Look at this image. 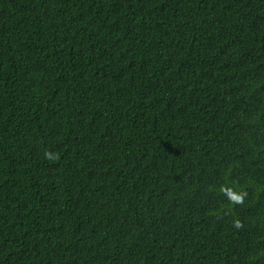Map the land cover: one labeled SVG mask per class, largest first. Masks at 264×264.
<instances>
[{
	"label": "trees",
	"instance_id": "obj_1",
	"mask_svg": "<svg viewBox=\"0 0 264 264\" xmlns=\"http://www.w3.org/2000/svg\"><path fill=\"white\" fill-rule=\"evenodd\" d=\"M0 264H264V0H0Z\"/></svg>",
	"mask_w": 264,
	"mask_h": 264
},
{
	"label": "clouds",
	"instance_id": "obj_2",
	"mask_svg": "<svg viewBox=\"0 0 264 264\" xmlns=\"http://www.w3.org/2000/svg\"><path fill=\"white\" fill-rule=\"evenodd\" d=\"M233 199H234L236 202H241V201H242V197H241V196H234Z\"/></svg>",
	"mask_w": 264,
	"mask_h": 264
}]
</instances>
